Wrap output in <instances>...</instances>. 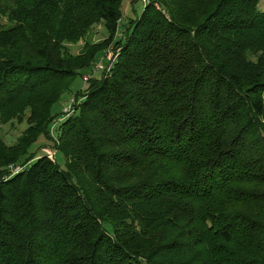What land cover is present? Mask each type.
I'll use <instances>...</instances> for the list:
<instances>
[{"label": "trees", "instance_id": "trees-1", "mask_svg": "<svg viewBox=\"0 0 264 264\" xmlns=\"http://www.w3.org/2000/svg\"><path fill=\"white\" fill-rule=\"evenodd\" d=\"M260 2L145 0L122 24L123 0H0V124L25 123L0 137V264H264Z\"/></svg>", "mask_w": 264, "mask_h": 264}, {"label": "rangeland", "instance_id": "rangeland-1", "mask_svg": "<svg viewBox=\"0 0 264 264\" xmlns=\"http://www.w3.org/2000/svg\"><path fill=\"white\" fill-rule=\"evenodd\" d=\"M143 0H123L122 3V18L120 19V22L122 24H125L128 20L127 17L129 16H135L139 15L140 12L143 9ZM134 6V12L132 11V7ZM260 6L264 7V0H261ZM0 23L4 24L6 23V16H3L0 14ZM120 30L118 29L116 32V36L119 35ZM107 32L105 28H103L102 24H95L93 25L91 31L89 32L88 36L81 40L79 39L75 44H70L69 47L73 53L80 52L82 46L84 45L85 40L98 42L102 40L104 37H106ZM120 49L117 48V51L112 50V48L107 47L105 50L102 51V56L100 55L97 60L93 61L90 69L86 70L81 73V75H76L70 89L65 91L58 102H56L52 110L55 113H59L55 120H53L52 124L49 128V133L52 134L54 138V144H57V128L59 126V123H61L67 116H70L75 111V106L79 103L80 99H75L73 97V94L78 89L82 88L85 83L91 78V76H96L101 73L102 69H105L108 71V67L111 65V63L114 61L115 57L118 54V51ZM96 65L98 66L96 68ZM92 68V69H91ZM58 124V125H57ZM25 128V123H17L15 121L9 122L6 124H0V137L6 142V143H13L16 139V137L21 133V131ZM33 151H36V155L38 154H50L51 158L48 157L51 160H57L61 167L63 166V156L60 152H58L57 147L53 145L51 142H45V140L40 139L37 143H35L32 148Z\"/></svg>", "mask_w": 264, "mask_h": 264}, {"label": "built area", "instance_id": "built-area-1", "mask_svg": "<svg viewBox=\"0 0 264 264\" xmlns=\"http://www.w3.org/2000/svg\"><path fill=\"white\" fill-rule=\"evenodd\" d=\"M143 1H145V0H143ZM97 67L98 66L96 65V68ZM108 69H109V67H108ZM46 154H47L48 157L51 158L50 154H48V153H46ZM23 168H24V166H14V165L9 166V170L11 171V173H15V172L21 171Z\"/></svg>", "mask_w": 264, "mask_h": 264}]
</instances>
